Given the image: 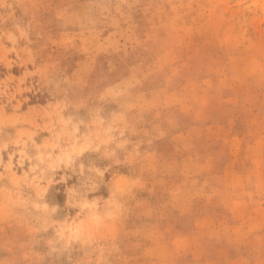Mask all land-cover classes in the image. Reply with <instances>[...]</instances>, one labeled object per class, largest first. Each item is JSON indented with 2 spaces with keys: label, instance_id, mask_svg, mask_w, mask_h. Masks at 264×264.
<instances>
[{
  "label": "rangeland",
  "instance_id": "obj_1",
  "mask_svg": "<svg viewBox=\"0 0 264 264\" xmlns=\"http://www.w3.org/2000/svg\"><path fill=\"white\" fill-rule=\"evenodd\" d=\"M0 264H264V0H0Z\"/></svg>",
  "mask_w": 264,
  "mask_h": 264
}]
</instances>
